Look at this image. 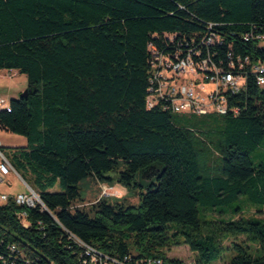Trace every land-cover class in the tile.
I'll list each match as a JSON object with an SVG mask.
<instances>
[{"label": "trees", "instance_id": "trees-1", "mask_svg": "<svg viewBox=\"0 0 264 264\" xmlns=\"http://www.w3.org/2000/svg\"><path fill=\"white\" fill-rule=\"evenodd\" d=\"M209 23L222 38L211 50L264 62V0H0V70L28 81L0 110V127L27 145L1 150L40 197L0 202V264H83L74 237L110 264H185L167 254L182 244L197 264L228 252V264H264V160L252 157L264 86L248 78L237 115L185 123L146 104L150 50L198 40ZM87 179L139 202L75 208Z\"/></svg>", "mask_w": 264, "mask_h": 264}, {"label": "built area", "instance_id": "built-area-1", "mask_svg": "<svg viewBox=\"0 0 264 264\" xmlns=\"http://www.w3.org/2000/svg\"><path fill=\"white\" fill-rule=\"evenodd\" d=\"M214 23H209L206 33L191 42L179 44L174 50L152 48L149 60L146 104L148 108H160L172 113H194L197 115L239 114L240 108L233 105L232 98L247 90L248 78L264 86V62L254 60L249 55L227 50L221 56L219 50H211L222 38L214 31ZM252 35V34H251ZM247 34L245 39L252 36ZM264 43V34L256 36ZM171 40L175 38L170 37ZM225 55V54H224ZM10 101L0 96V110L10 111ZM15 173L21 176L1 150L0 180ZM8 194H0V202L9 199ZM35 198L28 193H20L15 200L20 205L35 206ZM40 202V198H39ZM26 216V213H21ZM84 248L83 264H110L109 257L95 247L74 237ZM144 264H163L160 258Z\"/></svg>", "mask_w": 264, "mask_h": 264}, {"label": "rangeland", "instance_id": "rangeland-1", "mask_svg": "<svg viewBox=\"0 0 264 264\" xmlns=\"http://www.w3.org/2000/svg\"><path fill=\"white\" fill-rule=\"evenodd\" d=\"M28 81L27 76L24 74L16 73L13 70H0V96L11 100L20 97V94L27 88ZM179 118L183 119V122L191 121V118L206 117L208 115H197L194 113H175ZM0 145L3 150L7 151L13 147H23L27 145V138L24 135L12 133L0 127ZM254 161L264 160V143L259 146L252 153ZM1 176V175H0ZM59 186H55L50 191H59ZM10 191L12 193H28L35 199V202L39 201L38 193L26 184V181L21 176L12 173L6 176L3 181L0 180V193ZM83 199L77 201L74 204L75 208H81L89 210L94 204L102 199L109 200L110 203H130L137 204L139 202V196L137 193H131L127 188L119 184L110 185L97 181L95 179H87L82 184ZM244 216L255 215L254 209L246 207L244 212L241 213ZM169 257H174L182 260L185 264H197L196 253L193 252L188 245H174L167 252ZM230 253H226L223 259L213 264H228V258Z\"/></svg>", "mask_w": 264, "mask_h": 264}, {"label": "crops", "instance_id": "crops-1", "mask_svg": "<svg viewBox=\"0 0 264 264\" xmlns=\"http://www.w3.org/2000/svg\"><path fill=\"white\" fill-rule=\"evenodd\" d=\"M3 70H5V69H3ZM14 72H16V73H19L17 70H13ZM10 174H12V173H10ZM10 174H8V175H10ZM8 175H5L4 176V178L6 177V176H8ZM23 179V178H22ZM24 180V179H23ZM26 184L28 185V183L26 182ZM29 186V185H28ZM20 193H23V192H18V193H12V192H10V191H4V192H2V193H0V194H8L9 196H16L17 194H20Z\"/></svg>", "mask_w": 264, "mask_h": 264}, {"label": "water", "instance_id": "water-1", "mask_svg": "<svg viewBox=\"0 0 264 264\" xmlns=\"http://www.w3.org/2000/svg\"><path fill=\"white\" fill-rule=\"evenodd\" d=\"M28 95V91H27V89H25L24 90V92H22L21 94H20V97H26ZM29 185V184H28ZM29 187H30V185H29Z\"/></svg>", "mask_w": 264, "mask_h": 264}]
</instances>
